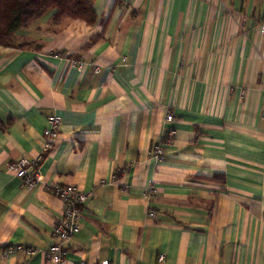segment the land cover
<instances>
[{"label": "crops", "instance_id": "1", "mask_svg": "<svg viewBox=\"0 0 264 264\" xmlns=\"http://www.w3.org/2000/svg\"><path fill=\"white\" fill-rule=\"evenodd\" d=\"M95 8V24L50 12L16 34L32 47L0 44V264H55L63 201L9 170L43 153L52 114L31 169L91 192L66 264H264V0Z\"/></svg>", "mask_w": 264, "mask_h": 264}, {"label": "built area", "instance_id": "2", "mask_svg": "<svg viewBox=\"0 0 264 264\" xmlns=\"http://www.w3.org/2000/svg\"><path fill=\"white\" fill-rule=\"evenodd\" d=\"M261 31L264 34V24H261ZM93 64V63H92ZM88 66L87 63H79L80 68ZM97 69V67H96ZM167 119L173 120V115L168 114ZM62 125V119L56 114H52L48 117V126L44 131L45 142L43 147V153L34 161H29L26 158L12 161L9 163V170L14 172L21 181L27 187L44 186L47 190H50L55 195L61 198L64 204V211L60 221L57 222L54 228V236L56 241L52 243L47 249L43 250V254L47 261L55 264H66V250L65 244L69 242L75 234L80 232L82 220L84 217V205L91 196V192L83 191L79 187L73 184L64 185L57 182H46L44 177L37 168L31 169V167H38L40 161L43 158L44 153L48 152L58 138L59 131ZM175 134L174 129H170L167 133V137L164 143L155 148V154L157 157H163L165 148L164 145L172 143V138ZM153 192V190H151ZM150 216H155V211L151 210ZM18 250H24L27 254H33L37 251L35 247L27 246L23 244H14L7 247V253H14ZM159 262L165 261V255L160 254L157 259ZM79 264H90L87 262H81ZM100 264H119L109 259L102 260Z\"/></svg>", "mask_w": 264, "mask_h": 264}, {"label": "trees", "instance_id": "3", "mask_svg": "<svg viewBox=\"0 0 264 264\" xmlns=\"http://www.w3.org/2000/svg\"><path fill=\"white\" fill-rule=\"evenodd\" d=\"M50 12L56 24L66 17L82 19L89 24H95L98 19L95 0H0V44L32 47L31 42L15 43L16 34L31 21Z\"/></svg>", "mask_w": 264, "mask_h": 264}, {"label": "rangeland", "instance_id": "4", "mask_svg": "<svg viewBox=\"0 0 264 264\" xmlns=\"http://www.w3.org/2000/svg\"><path fill=\"white\" fill-rule=\"evenodd\" d=\"M14 42H15V43H17V40H16V38L14 39Z\"/></svg>", "mask_w": 264, "mask_h": 264}]
</instances>
